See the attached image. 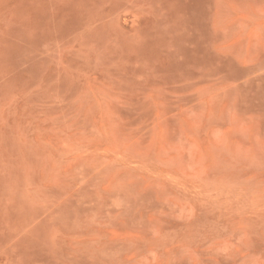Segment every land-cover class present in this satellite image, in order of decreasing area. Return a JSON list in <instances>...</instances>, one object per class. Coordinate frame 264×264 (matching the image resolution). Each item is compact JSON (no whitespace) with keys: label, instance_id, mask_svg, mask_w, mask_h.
<instances>
[{"label":"rangeland","instance_id":"374dc122","mask_svg":"<svg viewBox=\"0 0 264 264\" xmlns=\"http://www.w3.org/2000/svg\"><path fill=\"white\" fill-rule=\"evenodd\" d=\"M0 264H264V0H0Z\"/></svg>","mask_w":264,"mask_h":264}]
</instances>
